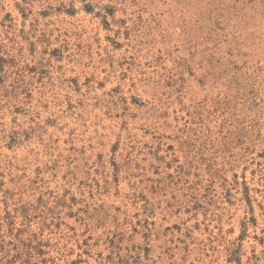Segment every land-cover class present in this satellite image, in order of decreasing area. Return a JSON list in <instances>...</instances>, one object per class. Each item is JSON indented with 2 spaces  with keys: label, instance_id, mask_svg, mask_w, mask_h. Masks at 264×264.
<instances>
[{
  "label": "rangeland",
  "instance_id": "1",
  "mask_svg": "<svg viewBox=\"0 0 264 264\" xmlns=\"http://www.w3.org/2000/svg\"><path fill=\"white\" fill-rule=\"evenodd\" d=\"M0 264H264V0H0Z\"/></svg>",
  "mask_w": 264,
  "mask_h": 264
}]
</instances>
